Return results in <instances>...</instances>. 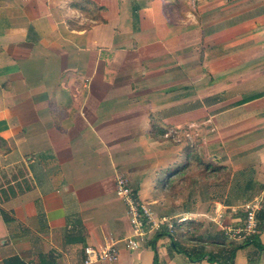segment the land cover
<instances>
[{"label": "crops", "instance_id": "1", "mask_svg": "<svg viewBox=\"0 0 264 264\" xmlns=\"http://www.w3.org/2000/svg\"><path fill=\"white\" fill-rule=\"evenodd\" d=\"M118 173L156 216L243 219L264 189V0H0V264L109 241L95 264H264V206L237 249L199 217L130 251Z\"/></svg>", "mask_w": 264, "mask_h": 264}, {"label": "built area", "instance_id": "2", "mask_svg": "<svg viewBox=\"0 0 264 264\" xmlns=\"http://www.w3.org/2000/svg\"><path fill=\"white\" fill-rule=\"evenodd\" d=\"M116 195L123 200L129 217L132 234L123 240L130 251H138L153 239L161 230L175 231L176 226L190 221H198L204 217L215 223L225 234L228 241L237 244L252 242L259 234L258 213L264 206V189L253 200L242 207L231 208L233 213L243 212V219L228 220L227 212L223 208H216L205 214H185L181 216H156L150 206L143 201L132 189L129 177L125 173L115 176ZM83 264L98 262H115L119 259L118 242L109 241L101 246L84 248Z\"/></svg>", "mask_w": 264, "mask_h": 264}, {"label": "rangeland", "instance_id": "3", "mask_svg": "<svg viewBox=\"0 0 264 264\" xmlns=\"http://www.w3.org/2000/svg\"><path fill=\"white\" fill-rule=\"evenodd\" d=\"M198 169H200V170H198ZM205 169H206V167H205V164H203V166H202V168H190V173H189V175L188 176H185V178L187 179V180H189L190 178L192 179V181H193V179H195L196 177H198V176H200L201 175V173H203V172H205ZM201 171H203V172H201ZM190 179V180H191ZM210 212V211H209ZM191 245V244H190Z\"/></svg>", "mask_w": 264, "mask_h": 264}, {"label": "trees", "instance_id": "4", "mask_svg": "<svg viewBox=\"0 0 264 264\" xmlns=\"http://www.w3.org/2000/svg\"><path fill=\"white\" fill-rule=\"evenodd\" d=\"M187 167H189V166H187ZM184 170H185V168H183L182 169V171H180V175H182L183 174V172H184ZM185 173V172H184ZM182 178H183V176H181ZM134 190V189H133ZM134 192H135V190H134ZM136 193V192H135ZM137 194V193H136ZM138 195V194H137ZM139 196V195H138ZM170 232L171 231H169V230H167V229H163V230H161V231H159L154 237H153V241L156 239V238H158V237H160V236H162V235H164L165 233H167V234H170ZM249 243V242H248ZM244 244H247V243H244ZM244 244H238V246H236V249H237V247H241L242 245H244ZM241 245V246H240Z\"/></svg>", "mask_w": 264, "mask_h": 264}]
</instances>
